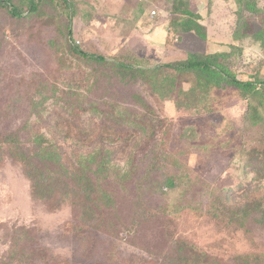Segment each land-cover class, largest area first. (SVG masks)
<instances>
[{
    "label": "rangeland",
    "instance_id": "1",
    "mask_svg": "<svg viewBox=\"0 0 264 264\" xmlns=\"http://www.w3.org/2000/svg\"><path fill=\"white\" fill-rule=\"evenodd\" d=\"M30 1L10 0L21 17L0 7V140L16 132L31 150L40 135L61 154L56 173L111 151L106 170L89 173L99 181L93 197L107 203L93 209L103 227L78 231L80 210L34 198L0 141V264L192 263L201 251L219 264L264 258V219L250 206L264 202V179L240 171L250 155L264 158V0H66L69 8L47 0L29 12ZM74 48L143 68L217 54L254 88L207 85L196 72L166 68L153 76L156 91ZM84 122L91 134L82 147L74 142L85 138ZM109 134L114 142L97 140ZM169 177L174 185L164 186Z\"/></svg>",
    "mask_w": 264,
    "mask_h": 264
},
{
    "label": "trees",
    "instance_id": "2",
    "mask_svg": "<svg viewBox=\"0 0 264 264\" xmlns=\"http://www.w3.org/2000/svg\"><path fill=\"white\" fill-rule=\"evenodd\" d=\"M45 1L47 0H31L29 12H35L39 10ZM61 1H63L65 3V6L69 8V4L66 0ZM0 7L6 9L12 16H22V10L16 5L12 4L10 0H0ZM73 51L90 60L104 63V65L112 66L117 74H124L127 79L139 78L150 84H153L156 91L159 89V86L156 85L153 76L155 77L157 75H161L163 73V69L166 68L171 69L175 72H196L198 76H200L204 80V82H206L207 85L211 84L217 87L230 85L244 90H250L254 88L253 82L239 80L233 74L218 65L217 62L213 60L217 56V54H204L195 52L190 53L189 56L184 59L175 60L162 65H156L151 68H143L122 62L113 63L108 61L103 56L96 55L94 53H86L79 48H74ZM134 100L137 101L142 107L147 109V104L139 96L135 95ZM122 112L123 115L126 116H130L131 114V112L127 111V109H124ZM132 119L133 118H131V120ZM101 123H104L107 127L110 126L112 129H117L118 127L116 126L118 125L117 123L108 122L105 116L101 118ZM87 124H89V122H84L83 125L78 124L77 128L81 134L85 132V138L83 140H80L81 137L77 136L76 140H78V142H74L75 145L83 147L85 146L87 139L90 138L89 136L91 133L88 134V132H86ZM138 124H140L141 129L146 133L148 124L143 122H138ZM62 128H64L63 123ZM67 137V135L64 136V138L66 139ZM97 137V140L99 141H115L113 140V134H109V136L104 137ZM123 138L125 139V137ZM124 139H120L119 142H122L123 144L122 140ZM22 140L23 139H21L16 132H10L9 134L4 135L3 139L0 141H2V143H4V145L7 147L9 156L23 166L24 173L31 183L32 196L36 199L52 200L51 204L56 207H58L60 204L68 203L72 204V206H74L76 209H79L81 216L80 220H82V222L81 225L76 227L78 231L82 230L80 228L82 227V225L91 226L94 229L103 227L104 222L100 217H94L93 209L99 206V202H102L104 204L107 203V200L105 202L100 197H93L94 192L98 190V188H96L95 186L99 185V181L96 179V182L93 183L89 173L93 171L94 175H96L97 173L106 170V168L104 167V163L110 161L111 151L105 149L104 158L100 161L97 160V156H99V154H88L87 157H84V159H86V164H83L82 160L79 158V165L77 164L76 166H74L73 170H65L62 173H56L50 168L57 167L58 169H61L63 167L60 163V153L52 149L51 146L40 144L42 143L40 135H37L35 138H33L31 150H29L25 146ZM125 140L129 139L126 138ZM0 147L2 149V145H0ZM122 147L123 146H121V149ZM102 155L100 156V158L102 157ZM256 156L257 155H250V158L242 163L240 171L244 176L251 175L253 180L264 179V158L259 159ZM92 162H96L95 169H92V167H90V164ZM128 175L129 174L127 173L125 174V176L122 175V179H125V177ZM69 176L73 179V185L70 184V180H68ZM162 184L164 186L171 187L174 185V182L172 178L169 177ZM159 188L161 191L163 190L162 185H160ZM220 203L222 205L224 204L222 199H220ZM250 206L253 211L261 213L260 220L262 221V218L264 219V202L254 201L250 204ZM142 212L143 211L139 210L138 206V210L133 216L131 224L137 223L138 218L140 217ZM131 227L134 228L135 225L133 224V226ZM23 233V235L26 236L25 232ZM16 250L17 249L14 248L12 249V251ZM201 253H192V255L190 256L192 259H194V262L192 263H189L188 261H181L180 263H178L174 260H167L165 263L219 264L215 261L204 260L205 252L201 251ZM15 254L16 252L11 253L12 256H14ZM243 259L246 262L244 264H264V258L256 256H254L253 259H251L250 257H243Z\"/></svg>",
    "mask_w": 264,
    "mask_h": 264
},
{
    "label": "built area",
    "instance_id": "3",
    "mask_svg": "<svg viewBox=\"0 0 264 264\" xmlns=\"http://www.w3.org/2000/svg\"><path fill=\"white\" fill-rule=\"evenodd\" d=\"M152 14H155V11H153Z\"/></svg>",
    "mask_w": 264,
    "mask_h": 264
}]
</instances>
